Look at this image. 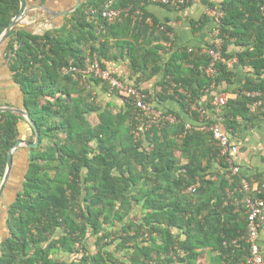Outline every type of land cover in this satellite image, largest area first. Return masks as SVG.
Returning <instances> with one entry per match:
<instances>
[{
    "label": "trees",
    "instance_id": "16d2710c",
    "mask_svg": "<svg viewBox=\"0 0 264 264\" xmlns=\"http://www.w3.org/2000/svg\"><path fill=\"white\" fill-rule=\"evenodd\" d=\"M105 1L82 4L53 31L33 34L18 25L8 36L9 77L39 137L37 147L26 148L27 170L6 209L0 264H244L247 219L234 203L249 179L230 174L211 134L197 129L206 117L192 105L209 109L214 95L230 96L221 123L229 139L264 115V0H201L223 12L215 26L224 36L221 53L237 58L232 69L217 63L210 77L202 51L211 41L166 48L172 29L148 12L150 0L114 5L138 9L150 25L132 16L106 22ZM186 1L179 10L161 7L178 12L193 2ZM18 11L19 0H0V35ZM202 18L198 28L209 23L211 32L213 23ZM93 60L116 77L107 63L125 61L133 80L126 81L135 85L159 78L158 100L180 106L171 112L175 122L146 127L129 103L101 100L92 86L109 96L107 87L72 71ZM21 121L0 113V182Z\"/></svg>",
    "mask_w": 264,
    "mask_h": 264
},
{
    "label": "built area",
    "instance_id": "2783aa9c",
    "mask_svg": "<svg viewBox=\"0 0 264 264\" xmlns=\"http://www.w3.org/2000/svg\"><path fill=\"white\" fill-rule=\"evenodd\" d=\"M187 4L186 0H150L149 6H167L175 10L181 9ZM115 0H106L101 10V17L108 23H113L121 18L137 17L139 21H144L145 24H152L149 17L143 18L141 11L135 9L134 12L130 8L115 7ZM213 23L211 34V48H206L202 52L210 58V63L206 69L207 76H212L216 72L215 65L222 63L228 69L237 63V58L232 57L229 60L223 58L221 53L222 44L224 42V36L220 35L219 29L215 28L223 18V12L218 6L206 9L205 14ZM168 42H165L166 48L174 47V35L172 33H166ZM188 53L192 52V49H187ZM73 72L82 76L84 81L88 78H93L105 83L109 90L122 96L127 100L129 105L133 109V115L136 120L145 123L146 127H150L151 123H174L175 117L172 114H163L155 111L150 102L148 95L142 88L136 85H130L113 76L108 70L102 69L96 60L92 62H86L85 68L82 70L72 69ZM247 96L253 98L257 94H247ZM229 96L226 94L214 95L210 101L209 110L197 108L196 105H192V109L196 110L200 117H206L205 121L208 124L201 125L198 128L200 131H207L212 135L213 140L219 147L220 157L225 159L228 171L232 176H238L240 170L234 165L232 156L237 152L236 146L229 143L228 138L221 128L223 122L222 110L226 106ZM257 105V104H256ZM148 119V120H146ZM190 128L189 125L186 126ZM139 133H135V136L139 137ZM243 197L238 201H235L234 206L243 209L247 219V231L244 237L245 242L250 246L249 257L245 264H264L263 256L260 253L259 246L256 243L257 237L260 232L264 231V188L260 186H252L250 182L246 180L241 181Z\"/></svg>",
    "mask_w": 264,
    "mask_h": 264
},
{
    "label": "crops",
    "instance_id": "0c3cea01",
    "mask_svg": "<svg viewBox=\"0 0 264 264\" xmlns=\"http://www.w3.org/2000/svg\"><path fill=\"white\" fill-rule=\"evenodd\" d=\"M90 0H25V7L27 14L19 24V27L25 29L33 34H43L46 31H53L64 25L68 16L72 13L73 7L77 4H87ZM213 1V0H207ZM154 18L160 21L167 20L168 26L172 29L174 35V48L184 47H200L208 44L211 41L209 23L203 27L198 28L197 23L202 21L204 10L208 9L201 0H193L191 5H188L181 11L175 12L173 10H166L162 7L148 6L146 8ZM62 13H69L66 15H58ZM207 17V16H206ZM30 27V30L26 28ZM231 53L238 52V49L232 45L228 47ZM0 52V66L3 64L5 70L8 72L7 61L4 59L3 52ZM118 77L126 80L130 78L125 61L111 60L107 63ZM10 78V77H9ZM135 79V78H134ZM11 80V78H10ZM133 81V80H132ZM128 81L130 83H134ZM159 78H152L147 81L139 83L140 88L145 90L149 95L155 108L162 112L180 113V106L174 101H159L158 96L160 88L157 83ZM92 85V84H91ZM92 89L97 93L101 100L116 104L118 107L121 102L115 96L102 95L100 93V86ZM168 93L171 95V91ZM206 97V96H205ZM260 104V103H259ZM13 106V105H11ZM232 144L236 146L238 151L232 156L235 166L240 168V174L248 178L252 186H260L264 188V115L259 116L255 125H242L235 136H230ZM261 253L264 258V231L260 232L256 240Z\"/></svg>",
    "mask_w": 264,
    "mask_h": 264
},
{
    "label": "rangeland",
    "instance_id": "374dc122",
    "mask_svg": "<svg viewBox=\"0 0 264 264\" xmlns=\"http://www.w3.org/2000/svg\"><path fill=\"white\" fill-rule=\"evenodd\" d=\"M204 14H206V10H204ZM26 28L30 30L29 26H26ZM127 69L129 70L128 64H127ZM118 101L121 102L120 106H122V101L121 100H118ZM5 103L12 104L15 107L22 108L21 98L18 94L17 86L12 83V81L9 78V74L7 73V71L4 68V65L2 64L0 66V104H5ZM114 111L116 112L117 109H114ZM18 128L20 132L19 140L28 142L30 135H31V130L28 127L27 123L25 121L19 122ZM13 160L14 162H13V168L11 171V177L8 180L9 184H8L6 191L2 193L1 202H0V242L4 240L8 235V231H7V227L5 223L6 217H7L6 209L13 201L16 192L20 188V184L23 180V176L27 170L28 155H27L26 148L23 147L17 150L14 153ZM148 244H149L148 241H146V243L144 242L145 246ZM57 256H54V258H56ZM58 258H60L63 261H68V262L75 259L73 257H67L64 255H61ZM173 264H178V263L174 260ZM203 264H208V263L204 262Z\"/></svg>",
    "mask_w": 264,
    "mask_h": 264
},
{
    "label": "water",
    "instance_id": "95a60500",
    "mask_svg": "<svg viewBox=\"0 0 264 264\" xmlns=\"http://www.w3.org/2000/svg\"><path fill=\"white\" fill-rule=\"evenodd\" d=\"M79 6H80V4H77L75 7H73L72 11H70L69 13L75 11ZM69 13H62V14H58V15L63 16V15L69 14ZM26 14H27V10L25 7V0H19V11H18L17 15H15L11 19L9 25L6 27V29L0 35V52L5 48L7 41H8L7 40L8 36L11 34V32H13L16 29V27L22 22V20H24ZM5 112L18 114L23 118V120L27 123L28 127L31 129V131L34 134V142L29 143V142H24V141L18 140L13 145V147H11L9 149V151L7 153L5 172H4V175H3L1 182H0V197H1V194L4 190V187L6 186L8 180H9L10 174H11L12 158H13L14 153L23 147H25V148L37 147L38 137H39L37 127L32 122L31 118L29 117V115L25 109L20 108V107H15V106L0 105V113H5Z\"/></svg>",
    "mask_w": 264,
    "mask_h": 264
},
{
    "label": "clouds",
    "instance_id": "9594fccd",
    "mask_svg": "<svg viewBox=\"0 0 264 264\" xmlns=\"http://www.w3.org/2000/svg\"><path fill=\"white\" fill-rule=\"evenodd\" d=\"M74 12V11H73ZM116 77V76H115ZM91 78V77H90ZM117 78H119V79H122V78H120V77H117ZM91 79H93V78H91ZM87 80V79H86ZM86 80L84 81V82H86ZM93 80H96V79H93ZM123 81H125L124 79H122ZM99 81V80H98ZM101 82V81H100ZM126 83H128V84H130V85H135V84H133V83H129L128 81H125ZM101 84H103V85H105L106 87H107V91H108V93H110V95L109 96H115V98L117 99V100H121L122 101V104L124 103V102H127V100L125 99V98H123L122 96H120V95H118V94H116L115 92H112V91H110L109 90V88H108V86L105 84V83H103V82H101ZM136 86H139V84L138 85H136ZM174 84L173 83H171V86H170V88H169V90L171 91V93H172V88H174ZM140 87V86H139ZM144 92H145V90H144ZM146 93V92H145ZM147 94V93H146ZM148 95V94H147ZM230 97V96H229ZM148 98H149V102H150V104H151V106H152V101H151V99H150V97H149V95H148ZM128 103V102H127ZM210 106V105H209ZM152 108H153V106H152ZM154 109V108H153ZM155 111H157V112H160V113H163V114H165L166 112H162V111H159V110H157V109H154ZM206 110H209V109H206ZM168 114H171V112H168ZM24 121V120H23ZM201 125H204V124H200L199 125V128H200V126ZM198 129V128H197ZM31 130V129H30ZM199 130V129H198ZM200 131V130H199ZM207 132V131H206ZM225 133V132H224ZM226 134V133H225ZM212 136V135H211ZM227 136V135H226ZM228 138V137H227ZM228 141H229V138H228ZM215 142V141H214ZM216 143V142H215ZM233 145V144H232ZM235 146V145H234ZM237 151H238V149H237ZM239 168V167H238ZM239 170H240V168H239ZM231 174V173H230ZM240 175V174H239ZM238 175V176H239ZM248 182H250V181H248ZM251 183V182H250ZM243 197V196H242ZM241 197V198H242ZM240 198V199H241ZM239 200V199H238ZM246 231H247V229H246ZM246 235V234H245ZM245 237V236H244ZM244 237H242L241 238V240L245 243V244H247L246 242H245V239H244ZM235 243V241L233 242V244ZM257 243V242H256ZM248 245V244H247ZM258 245V244H257ZM249 248H250V246L248 245V254H247V256H246V258H245V262H246V260H247V258L249 257ZM260 249V248H259ZM260 253H261V250H260ZM262 254V253H261ZM263 256V255H262ZM263 260H264V258H263ZM245 264V263H244Z\"/></svg>",
    "mask_w": 264,
    "mask_h": 264
}]
</instances>
